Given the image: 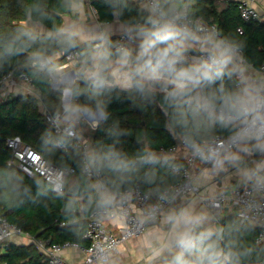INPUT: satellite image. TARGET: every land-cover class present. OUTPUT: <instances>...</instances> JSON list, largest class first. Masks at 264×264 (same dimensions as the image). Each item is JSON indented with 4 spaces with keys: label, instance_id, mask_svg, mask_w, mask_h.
I'll list each match as a JSON object with an SVG mask.
<instances>
[{
    "label": "clouds",
    "instance_id": "clouds-1",
    "mask_svg": "<svg viewBox=\"0 0 264 264\" xmlns=\"http://www.w3.org/2000/svg\"><path fill=\"white\" fill-rule=\"evenodd\" d=\"M201 4L15 0L0 100L31 97L43 116L40 161L56 164L36 195L63 200L67 217L132 216L146 264H264V65ZM115 101L151 113L174 143L111 120ZM0 190L9 202L31 191L7 169ZM94 252L116 264L114 247Z\"/></svg>",
    "mask_w": 264,
    "mask_h": 264
},
{
    "label": "trees",
    "instance_id": "trees-1",
    "mask_svg": "<svg viewBox=\"0 0 264 264\" xmlns=\"http://www.w3.org/2000/svg\"><path fill=\"white\" fill-rule=\"evenodd\" d=\"M201 2L209 22L217 23L226 32L239 33L240 38L247 43L246 55L258 66L262 65L264 63V21L243 20L236 1H230L222 9L216 8L213 0H201ZM0 9H4L7 13L5 18H0V24L3 25L0 30L6 31L19 22L15 0H0ZM103 11L101 9V19L104 18ZM31 101V97L25 102L19 96L0 101V169L18 173L23 178L24 184L31 189L28 194L13 202L6 201L0 195V207L8 221L18 225L34 239L50 243L74 241L85 245L86 240L83 238V233L86 222L84 219L88 216L67 217L63 200L57 199L54 194L36 195L34 181L39 183L44 180L43 178H32L8 163L10 150L5 144L7 137L18 135L24 142L40 152V137L47 125ZM110 109L113 113L111 120H119L122 127L129 128L133 132L147 128L154 135V139L165 147L174 143L164 131L162 123L153 122L154 117L151 113L143 114L136 111L130 103L119 101L113 102ZM92 137L95 140H106L102 131L93 133ZM123 139L125 140L124 146L129 151L140 147L135 135ZM49 162L56 164V160ZM0 263L44 264V256L32 241L27 244L9 242L0 254Z\"/></svg>",
    "mask_w": 264,
    "mask_h": 264
},
{
    "label": "built area",
    "instance_id": "built-area-1",
    "mask_svg": "<svg viewBox=\"0 0 264 264\" xmlns=\"http://www.w3.org/2000/svg\"><path fill=\"white\" fill-rule=\"evenodd\" d=\"M237 4L240 16L243 20L263 21V17L254 7H252L248 0H240ZM242 14H248L247 18ZM262 65H264V63H262ZM5 144L10 150L8 163L32 178L45 179L47 173L52 170V168L48 167V164L55 167V164H52L49 161L47 164L41 162L40 152L34 149L30 144L24 142L18 135L7 137ZM106 221L108 220H101L88 216L83 233V238L86 240L85 245H80L74 241L50 243L40 239H34L33 237L32 242H34L36 247L43 253L44 264H68L63 257V252L66 249H76L83 253L82 259L73 264H94V250L98 245L114 247L115 253L122 243L141 236L135 226L132 216H129L126 223L120 222L116 232H113L106 227ZM109 221L114 222L116 220ZM62 223L64 224L65 222ZM24 233L25 232L18 225L6 219L2 208L0 207V254L9 243L10 237L14 235L23 237Z\"/></svg>",
    "mask_w": 264,
    "mask_h": 264
},
{
    "label": "crops",
    "instance_id": "crops-1",
    "mask_svg": "<svg viewBox=\"0 0 264 264\" xmlns=\"http://www.w3.org/2000/svg\"><path fill=\"white\" fill-rule=\"evenodd\" d=\"M216 8L222 9L230 1H240V0H213ZM252 7H254L258 13L263 17L264 21V1L261 0H248ZM1 101V100H0ZM88 220V217L86 218ZM120 221H106V227L116 232ZM9 242L17 244H27L22 239V236H12L9 239ZM31 242V241H30ZM116 259V264H146V253L143 251L142 237L132 238L124 243H122L117 251L113 254ZM63 257L68 264H73L76 261H79L83 257V253L80 250L76 249H66L63 252Z\"/></svg>",
    "mask_w": 264,
    "mask_h": 264
},
{
    "label": "rangeland",
    "instance_id": "rangeland-1",
    "mask_svg": "<svg viewBox=\"0 0 264 264\" xmlns=\"http://www.w3.org/2000/svg\"><path fill=\"white\" fill-rule=\"evenodd\" d=\"M23 235L24 236L22 237V239L24 240L25 243L32 241V236L28 232H25ZM134 264H138V263H134Z\"/></svg>",
    "mask_w": 264,
    "mask_h": 264
},
{
    "label": "water",
    "instance_id": "water-1",
    "mask_svg": "<svg viewBox=\"0 0 264 264\" xmlns=\"http://www.w3.org/2000/svg\"><path fill=\"white\" fill-rule=\"evenodd\" d=\"M84 221L86 222V221H87V219H84Z\"/></svg>",
    "mask_w": 264,
    "mask_h": 264
}]
</instances>
